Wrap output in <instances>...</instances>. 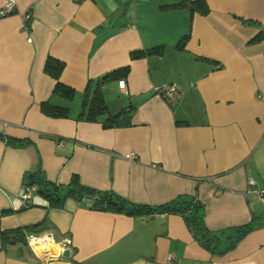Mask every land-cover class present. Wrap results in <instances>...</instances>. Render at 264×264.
Returning a JSON list of instances; mask_svg holds the SVG:
<instances>
[{"label":"crops","instance_id":"crops-1","mask_svg":"<svg viewBox=\"0 0 264 264\" xmlns=\"http://www.w3.org/2000/svg\"><path fill=\"white\" fill-rule=\"evenodd\" d=\"M14 1L3 14L0 0V264H264V205L248 191L264 189V0H204L205 14L170 7L180 0ZM47 57L72 96L54 93ZM124 67L125 90L103 78ZM97 90L106 110L88 118ZM35 171L139 205L195 195L211 231L259 225L217 255L178 214L49 207L34 187L23 200ZM25 231L55 243L42 253Z\"/></svg>","mask_w":264,"mask_h":264},{"label":"trees","instance_id":"trees-1","mask_svg":"<svg viewBox=\"0 0 264 264\" xmlns=\"http://www.w3.org/2000/svg\"><path fill=\"white\" fill-rule=\"evenodd\" d=\"M170 7H188L192 12L197 10L201 14H205L208 11L207 4L204 0H180L177 4L171 5ZM158 51L159 48H153L147 51H136L131 55L138 58L146 53H156ZM62 68L63 62L53 57H47L44 64V71L57 80L54 86V93L70 97L74 91L58 81ZM127 71L128 69L126 67L120 68L105 74L103 78H124ZM87 107L88 118H92L94 114L106 110L105 103L102 97H100L98 90L90 99ZM41 108L45 114L54 117L66 116L68 110L65 106H58L46 101L41 103ZM116 117L117 115H109L103 123L104 126H112L115 123ZM25 186L34 187L35 192L48 201L49 207H61L64 201L70 197L93 209L123 212L134 216H148L157 213L178 214L186 221L195 239L204 248L217 255L223 254L233 248L243 235L259 225V222H254L253 218L246 225L222 231H211L203 224V204L195 195H179L164 204L156 206L139 205L125 200L112 191H101L86 187L80 184L76 178H73L67 185L54 183L46 179L40 171H35L27 175L25 177Z\"/></svg>","mask_w":264,"mask_h":264},{"label":"built area","instance_id":"built-area-1","mask_svg":"<svg viewBox=\"0 0 264 264\" xmlns=\"http://www.w3.org/2000/svg\"><path fill=\"white\" fill-rule=\"evenodd\" d=\"M14 5H15V1L14 0H4L3 8L1 9V12L3 14L11 12L13 10V8H14ZM28 17L29 16L26 15L25 16V20ZM118 87L121 90H125L126 89V81H125L124 78L118 80ZM174 90H175L174 85H170L167 88L158 89L157 91L159 93L170 94ZM30 189H31L30 187H26L25 188V192L23 194V200H26L27 198L30 197ZM248 191L254 192L258 196V199L260 200V202L262 203V205H264V189L257 190V189L250 188ZM23 237H24L25 241L31 247H34L36 249H39L42 253H46V252H44L42 250V249H44V247L46 245H48L50 243H55L54 242L53 235L51 233H43V234H40V235H35L33 233H30V232H26L25 231L23 233ZM66 243L68 244L69 241L66 240L65 243H63L60 246H58L57 248H55V250H52L53 252L49 251L50 253H52L50 255V257L51 258H56V257L62 256V253L65 250V247L64 246H65ZM49 252H48V255H49Z\"/></svg>","mask_w":264,"mask_h":264},{"label":"water","instance_id":"water-1","mask_svg":"<svg viewBox=\"0 0 264 264\" xmlns=\"http://www.w3.org/2000/svg\"><path fill=\"white\" fill-rule=\"evenodd\" d=\"M127 120H128V114L127 113H124L123 115H121L120 119L117 121V125H126L127 124ZM12 237L15 238V235H12ZM13 242V241H12ZM69 249H65L62 253V256L66 257L69 255Z\"/></svg>","mask_w":264,"mask_h":264},{"label":"rangeland","instance_id":"rangeland-1","mask_svg":"<svg viewBox=\"0 0 264 264\" xmlns=\"http://www.w3.org/2000/svg\"><path fill=\"white\" fill-rule=\"evenodd\" d=\"M54 248L56 247V245L53 246Z\"/></svg>","mask_w":264,"mask_h":264}]
</instances>
